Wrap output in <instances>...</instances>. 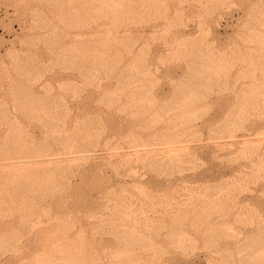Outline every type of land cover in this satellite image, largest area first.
Listing matches in <instances>:
<instances>
[{"label":"rangeland","instance_id":"rangeland-1","mask_svg":"<svg viewBox=\"0 0 264 264\" xmlns=\"http://www.w3.org/2000/svg\"><path fill=\"white\" fill-rule=\"evenodd\" d=\"M0 264H264V0H0Z\"/></svg>","mask_w":264,"mask_h":264}]
</instances>
